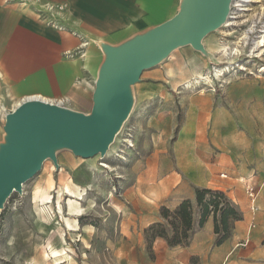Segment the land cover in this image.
Here are the masks:
<instances>
[{
	"label": "rangeland",
	"instance_id": "obj_1",
	"mask_svg": "<svg viewBox=\"0 0 264 264\" xmlns=\"http://www.w3.org/2000/svg\"><path fill=\"white\" fill-rule=\"evenodd\" d=\"M232 23L205 37L209 56L184 45L143 72L131 88L129 116L104 156L83 158L60 148L59 167L48 158L7 199L0 264H167L168 242L147 240L145 229L164 222L161 209L170 199L194 192L196 221L198 189L225 192L242 212L228 192L249 208L244 179L252 178L261 198L264 46L255 42L264 35V0ZM51 246L65 258H45ZM199 262L194 256L189 264Z\"/></svg>",
	"mask_w": 264,
	"mask_h": 264
},
{
	"label": "crops",
	"instance_id": "obj_2",
	"mask_svg": "<svg viewBox=\"0 0 264 264\" xmlns=\"http://www.w3.org/2000/svg\"><path fill=\"white\" fill-rule=\"evenodd\" d=\"M182 0H0V143L4 140L6 115L24 99L38 97L49 102L64 101L75 111L92 109L94 84L105 54L102 43L119 45L137 34L176 15ZM68 4V29L59 30L41 18L46 3ZM83 41L85 56L77 54ZM207 46L208 44L204 42ZM244 179L245 187L247 181ZM256 201L257 211L244 199H233L243 212L232 235L214 247V217L196 228L187 246L163 247L167 264H189L194 256L199 264H264V194ZM195 201V193L170 199L168 207L183 200ZM250 201V200H249ZM260 212V214H259ZM214 247V248H213ZM210 258V259H209Z\"/></svg>",
	"mask_w": 264,
	"mask_h": 264
},
{
	"label": "water",
	"instance_id": "obj_3",
	"mask_svg": "<svg viewBox=\"0 0 264 264\" xmlns=\"http://www.w3.org/2000/svg\"><path fill=\"white\" fill-rule=\"evenodd\" d=\"M233 0H182L176 15L119 44L102 43L105 54L89 113L41 98L22 101L6 115L0 143V215L7 199L22 192L57 150L68 148L83 158L104 156L128 118L132 86L143 72L176 48L193 45L208 55L204 39L229 20Z\"/></svg>",
	"mask_w": 264,
	"mask_h": 264
},
{
	"label": "trees",
	"instance_id": "obj_4",
	"mask_svg": "<svg viewBox=\"0 0 264 264\" xmlns=\"http://www.w3.org/2000/svg\"><path fill=\"white\" fill-rule=\"evenodd\" d=\"M196 202L200 209L198 227L203 228L208 218L213 216L217 245H221L232 235L235 223L243 218V213L221 190L198 189ZM161 217L164 222L153 223L145 229L147 240L162 237L171 247L187 246L196 228L193 202L185 199L174 210L163 206Z\"/></svg>",
	"mask_w": 264,
	"mask_h": 264
},
{
	"label": "built area",
	"instance_id": "obj_5",
	"mask_svg": "<svg viewBox=\"0 0 264 264\" xmlns=\"http://www.w3.org/2000/svg\"><path fill=\"white\" fill-rule=\"evenodd\" d=\"M29 0H21V3H27ZM255 0H233L231 5V12L229 15L230 22L239 19L243 13L248 11L250 7L253 6V3ZM68 8V4L66 2L63 3H46L44 4V10L40 11L41 15L40 17L48 21L49 24L53 25L59 30H65L68 29L72 33H76L74 28L67 25V22H69V17L66 16V10ZM232 25L229 23V26ZM264 25V24H263ZM228 26V24L224 25ZM88 45L87 41H83L80 45V47L77 50V54L80 56H85V49ZM30 98H38V97H28L26 99ZM24 99V100H26ZM57 104L64 105V101L56 102ZM225 176V174L223 175ZM246 189L250 195V203H251V209L252 211L256 212L258 207L256 204L258 195H259V189L256 187L255 183H253L252 180L247 181L246 183Z\"/></svg>",
	"mask_w": 264,
	"mask_h": 264
},
{
	"label": "bare ground",
	"instance_id": "obj_6",
	"mask_svg": "<svg viewBox=\"0 0 264 264\" xmlns=\"http://www.w3.org/2000/svg\"><path fill=\"white\" fill-rule=\"evenodd\" d=\"M259 1V0H258ZM229 23H231V24H233L232 22H230V20H228L227 21V24L229 25ZM226 24V25H227ZM251 30H252V27H251ZM264 32V31H263ZM249 33V32H248ZM248 33L246 32V34H245V38H248ZM256 41V40H255ZM256 44V46H264V35H261V36H259V39L255 42ZM229 46V45H228ZM220 48H221V52H224L225 54H227V52H228V47L227 46H222V45H220ZM221 71V70H220ZM188 85L190 84V81H187L186 82ZM5 108V106H0V110H6V109H4ZM106 166V165H105ZM73 185V184H72ZM72 185H70V184H68L67 186H66V189L68 190L67 192H73V189H72ZM74 186H76V185H74ZM73 186V187H74ZM77 189V188H76ZM75 190V189H74ZM75 192V191H74ZM79 192V191H78ZM78 194V193H77ZM80 194V193H79ZM81 195V194H80ZM82 197V196H81ZM78 203H79V201H77ZM77 202L76 201H71V203H70V206H71V208L72 209H75V210H78V211H80L81 210V207L77 204ZM69 204V203H68ZM80 204V203H79ZM60 209H61V206H60ZM70 211V210H69ZM75 213V212H74ZM68 219V218H67ZM70 221V220H69ZM77 223V222H76ZM78 225V224H77ZM76 225V226H77ZM78 227V226H77ZM74 228V227H73ZM51 253H52V256H50V254L47 252V251H45L44 252V257L45 258H51V257H53V258H56V260L57 259H61V258H63L64 256H62L63 254H61V251L58 249V248H54L53 246H51ZM65 253V252H64ZM67 256V255H66ZM68 257V256H67ZM65 258V257H64Z\"/></svg>",
	"mask_w": 264,
	"mask_h": 264
}]
</instances>
